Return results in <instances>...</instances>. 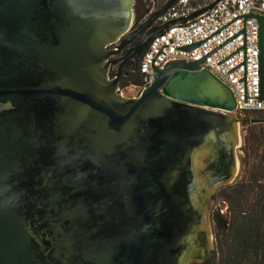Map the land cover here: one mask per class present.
<instances>
[{"label": "water", "instance_id": "obj_1", "mask_svg": "<svg viewBox=\"0 0 264 264\" xmlns=\"http://www.w3.org/2000/svg\"><path fill=\"white\" fill-rule=\"evenodd\" d=\"M167 0L140 55L170 24ZM132 0H0V264H190L210 256L211 195L238 171L237 99L201 61L109 78ZM260 46L263 51L262 18ZM195 45L186 46L190 50ZM263 79V78H262ZM204 159H210L204 162ZM227 236L229 219L216 217Z\"/></svg>", "mask_w": 264, "mask_h": 264}, {"label": "built area", "instance_id": "obj_2", "mask_svg": "<svg viewBox=\"0 0 264 264\" xmlns=\"http://www.w3.org/2000/svg\"><path fill=\"white\" fill-rule=\"evenodd\" d=\"M214 1L175 0L154 25L188 17ZM153 12L154 7L147 15ZM195 44L190 50L185 48ZM177 60L201 61L202 67L223 79L236 96V112L264 111V0H218L205 12L154 35L137 64L142 77L136 85L138 95L153 83L156 67ZM118 91L123 95L120 84Z\"/></svg>", "mask_w": 264, "mask_h": 264}, {"label": "trees", "instance_id": "obj_3", "mask_svg": "<svg viewBox=\"0 0 264 264\" xmlns=\"http://www.w3.org/2000/svg\"><path fill=\"white\" fill-rule=\"evenodd\" d=\"M133 68L141 78L136 63ZM257 137L264 138V131ZM254 166L247 179L228 186L231 220L227 236H219L213 251L214 264H264V152Z\"/></svg>", "mask_w": 264, "mask_h": 264}, {"label": "rangeland", "instance_id": "obj_4", "mask_svg": "<svg viewBox=\"0 0 264 264\" xmlns=\"http://www.w3.org/2000/svg\"><path fill=\"white\" fill-rule=\"evenodd\" d=\"M143 1V2H142ZM132 0L133 10L134 8H139L138 16L139 20L135 18L132 19L131 26H138L148 18V11L151 8H155V11L159 10L165 3L166 0ZM145 16V17H144ZM129 32V31H128ZM139 74V73H138ZM140 75V74H139ZM138 75L129 76L121 82V87H123V95L126 97H138L139 89L136 87L137 84L141 82V78L137 80ZM233 117H237V131L239 135V143L237 144L235 151L237 155L238 171L231 184L219 188L213 199V203L209 207V212L216 213L217 211L221 213L222 218L231 220V203H230V190L228 186L240 182L241 180L247 179L255 170L254 165H258L261 161L262 153L264 152V138L257 139V135L260 131H264V111L263 112H234ZM257 137V138H256ZM221 211V212H220ZM208 212V213H209ZM209 216V214H208ZM211 234L213 239V249H211V256H213V251L216 249L219 236H224L219 232L217 224L213 221V215L211 217ZM228 233V232H227ZM226 236V235H225ZM207 264H214V261H208Z\"/></svg>", "mask_w": 264, "mask_h": 264}, {"label": "flooded vegetation", "instance_id": "obj_5", "mask_svg": "<svg viewBox=\"0 0 264 264\" xmlns=\"http://www.w3.org/2000/svg\"><path fill=\"white\" fill-rule=\"evenodd\" d=\"M137 4V1H136ZM139 9L138 8H134L133 11V20L135 18L139 20V16L138 14ZM145 17V16H144ZM139 26V25H138ZM138 26H131V29L129 30V32L127 34H125L124 36H122L120 39H118L117 41L111 43L108 45V48L110 49H119V46L122 44V42L138 27ZM148 30V29H147ZM147 30H145L144 32L138 34L137 36H135L130 42H128L127 44H125L121 49H119L118 53H116L115 55L110 57V60L112 59H116L117 61L115 63H110L109 65V74H116L118 75V79H119V84H121V82L126 78V76H133L136 75V71L133 68V64L136 63V65L138 64L139 60H140V55L138 54H134V47L142 41V39L144 38V36L147 33ZM237 118V117H235ZM238 119V118H237ZM239 120V119H238ZM210 159H204V162L209 161ZM224 187V186H221ZM219 187V188H221ZM217 188L215 190L214 193H212L211 195V201L213 203V199L214 196L216 194V191L219 189ZM221 212V211H220ZM222 213V212H221ZM221 213H219L218 211L214 214L211 212H209V222H210V226L212 223V215H213V221H215L216 217L219 218L220 220L222 219ZM230 225V224H229ZM212 231V229H211ZM211 254V253H210ZM213 261V256H206L204 257L202 260H192L190 261V264H207V262Z\"/></svg>", "mask_w": 264, "mask_h": 264}]
</instances>
